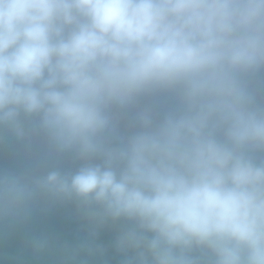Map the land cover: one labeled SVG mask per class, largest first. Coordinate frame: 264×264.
I'll return each mask as SVG.
<instances>
[{"label": "clouds", "instance_id": "9594fccd", "mask_svg": "<svg viewBox=\"0 0 264 264\" xmlns=\"http://www.w3.org/2000/svg\"><path fill=\"white\" fill-rule=\"evenodd\" d=\"M0 240L74 205L61 264H264V0H0ZM70 160L73 167L66 168Z\"/></svg>", "mask_w": 264, "mask_h": 264}, {"label": "water", "instance_id": "95a60500", "mask_svg": "<svg viewBox=\"0 0 264 264\" xmlns=\"http://www.w3.org/2000/svg\"><path fill=\"white\" fill-rule=\"evenodd\" d=\"M22 157L10 150H0V166H17L23 163ZM66 168L73 167L70 160L64 161ZM48 233L61 242L76 245L87 235L86 222L76 215L74 205L54 209L46 216H37L34 220L0 240V264H61V255L57 251L36 256L26 243L29 234ZM117 230L108 227L99 231L95 243L103 246L105 254L96 257H82L88 264H121V256L114 248Z\"/></svg>", "mask_w": 264, "mask_h": 264}]
</instances>
